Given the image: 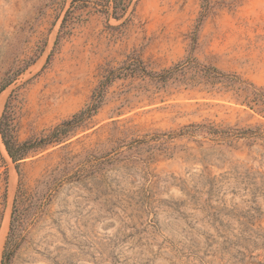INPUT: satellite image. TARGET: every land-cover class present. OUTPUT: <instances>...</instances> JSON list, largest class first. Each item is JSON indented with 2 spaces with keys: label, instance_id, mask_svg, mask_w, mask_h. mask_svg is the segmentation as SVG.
<instances>
[{
  "label": "rangeland",
  "instance_id": "1",
  "mask_svg": "<svg viewBox=\"0 0 264 264\" xmlns=\"http://www.w3.org/2000/svg\"><path fill=\"white\" fill-rule=\"evenodd\" d=\"M71 3L0 0V120L19 143L80 111L107 69L181 61L204 3L193 57L264 88V0H126L119 20ZM181 81H116L89 124L19 174L0 135V264H264V143L178 136L264 118Z\"/></svg>",
  "mask_w": 264,
  "mask_h": 264
},
{
  "label": "trees",
  "instance_id": "2",
  "mask_svg": "<svg viewBox=\"0 0 264 264\" xmlns=\"http://www.w3.org/2000/svg\"><path fill=\"white\" fill-rule=\"evenodd\" d=\"M99 6L106 17L119 20L127 9L126 0H72L71 10L78 9L80 6ZM67 11L62 20L60 31L67 23L71 13ZM207 14V7L204 3L202 12L197 20V27L193 32L192 48L190 52L179 62L173 64L167 69L161 71H152L138 57L127 61L123 66L117 69H107L94 89L89 102L71 118L64 120L59 125L43 134L41 137L17 142L9 132L8 125L4 122L3 115L0 120V135L5 151L14 164L19 174L20 164L31 154L38 153L48 147L60 146L70 140L72 135L80 128L85 127L91 119L98 113L105 103V98L109 88L119 80L128 78H143L152 82L167 85L172 82L181 81L186 88L203 87L209 91H232L233 95L241 105L264 118V88L257 87L252 82L242 79L240 76L224 72L210 64H203L192 55L193 45L196 43V34L198 26ZM11 83L7 81L0 88V93ZM205 133L215 139L230 140H253L264 143V124L255 128L238 129L227 127L225 129L216 128L213 125H190L185 127L178 136H193L197 133ZM172 137V135H168ZM14 218L10 224V239L13 233ZM11 241V240H10ZM4 259L10 255L7 248Z\"/></svg>",
  "mask_w": 264,
  "mask_h": 264
},
{
  "label": "bare ground",
  "instance_id": "3",
  "mask_svg": "<svg viewBox=\"0 0 264 264\" xmlns=\"http://www.w3.org/2000/svg\"><path fill=\"white\" fill-rule=\"evenodd\" d=\"M1 98H2V97H1ZM1 98H0V108L2 107V104H3V103H2L3 100H2ZM3 235H4V234H2V238H3ZM1 241H2V239H1Z\"/></svg>",
  "mask_w": 264,
  "mask_h": 264
}]
</instances>
